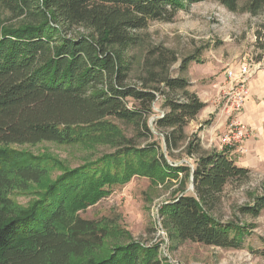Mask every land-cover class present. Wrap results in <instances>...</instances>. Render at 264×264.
Here are the masks:
<instances>
[{"label": "trees", "instance_id": "1", "mask_svg": "<svg viewBox=\"0 0 264 264\" xmlns=\"http://www.w3.org/2000/svg\"><path fill=\"white\" fill-rule=\"evenodd\" d=\"M200 1L0 0V264H171L157 244L129 241L104 252L106 240L121 233L79 214L135 175L178 184L160 208L171 238L243 247L253 226L221 221L214 211L226 186L246 181L251 168L237 164L225 148L203 152L196 136L184 151L197 156L195 164L171 163L166 153L185 143L186 127L207 103L189 89L187 77L170 74L179 59L173 50L150 49L137 82L131 81L134 57L126 55L151 21H173L180 9ZM216 1L238 9L239 0ZM263 8L264 0L248 1L252 13ZM193 60L200 62L196 55L183 58L180 70ZM158 95L167 111L155 126L166 152L149 126ZM119 122L151 141L138 145ZM44 140L110 144L115 150L62 168L51 156L11 147ZM34 184L41 189L28 206L12 199ZM263 209L264 195L240 207L254 216Z\"/></svg>", "mask_w": 264, "mask_h": 264}, {"label": "rangeland", "instance_id": "2", "mask_svg": "<svg viewBox=\"0 0 264 264\" xmlns=\"http://www.w3.org/2000/svg\"><path fill=\"white\" fill-rule=\"evenodd\" d=\"M248 1L239 0L238 9L231 11L216 0H204L180 9L173 21H151L147 28L137 32L140 36L139 44L126 54L134 57L131 81L137 82L144 74L143 62L150 49L163 46L173 50L179 59L170 65V74L187 77L191 91L196 92L202 100L210 99L207 106L186 127L189 138L185 143L171 154L166 153L171 163L195 164L197 156H190L184 151L189 140L196 136L201 141L203 152L225 148L238 161L237 164L252 167L246 181H234L226 186L222 204L214 211L221 221L234 220L253 226L249 228L250 233L243 247L227 249L171 238L160 208L174 197L178 184L175 181L156 184L145 176L135 175L123 185L112 186L110 194L79 213L83 218L108 223L121 233L117 239L106 240L104 252L114 244L137 241L144 245L157 244L160 257L171 264H264V209L258 216L240 211L241 206L251 204L256 197L264 195V165H255V161L262 160H256V156L251 155L249 150L235 152L219 142L230 122L217 100L219 92L229 84L225 76L227 70L241 62H250L256 67L257 62L264 59V8L252 13L248 9ZM190 55H196L200 62L191 61L188 69L182 72L181 61ZM211 106L215 108L213 113L208 112ZM166 111L163 98L158 95L149 116V126L154 140L162 145L165 152V144L160 130L155 126V120ZM119 123L127 136L138 145L151 141L150 137L139 135L134 126ZM215 126L218 129H215L211 138L212 134L208 131ZM11 147L37 156H51L60 161L62 168L78 167L115 150L110 144H60L48 140L35 144H12ZM61 171V168L55 169L49 177L54 179ZM40 189L34 184L29 190L13 192L11 197L17 204L26 207L38 198ZM187 191H192V185H189Z\"/></svg>", "mask_w": 264, "mask_h": 264}, {"label": "built area", "instance_id": "3", "mask_svg": "<svg viewBox=\"0 0 264 264\" xmlns=\"http://www.w3.org/2000/svg\"><path fill=\"white\" fill-rule=\"evenodd\" d=\"M255 64L241 62L230 67L226 72L229 84L220 91L217 98L222 105L226 118L230 121L228 128L220 136L219 142L222 146L232 151L246 150V143L252 134V129L242 122L240 115L251 95L249 82L256 70L264 65V62Z\"/></svg>", "mask_w": 264, "mask_h": 264}, {"label": "crops", "instance_id": "4", "mask_svg": "<svg viewBox=\"0 0 264 264\" xmlns=\"http://www.w3.org/2000/svg\"><path fill=\"white\" fill-rule=\"evenodd\" d=\"M261 61L264 62V59ZM261 61H259V63H262ZM261 66V68L259 67L257 69L258 71L256 70L254 77H252L249 82L251 95L240 115L241 121L249 125L252 129V134L246 143V149L249 150L248 152L251 155L256 156V160H262V162L255 161V165H259L261 163L264 165V102L261 98L264 96V65ZM203 101L209 103L210 99H204ZM213 109L215 108H212V106L209 107L208 112L213 113ZM215 129H218V126H215L208 131L209 134H212L211 138H213V132H215ZM236 163H238V161H236ZM242 166L249 167L247 165Z\"/></svg>", "mask_w": 264, "mask_h": 264}]
</instances>
